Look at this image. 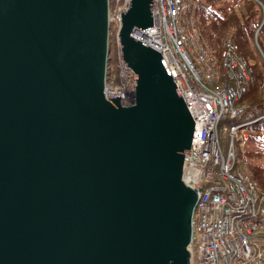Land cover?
<instances>
[{
	"label": "water",
	"instance_id": "1",
	"mask_svg": "<svg viewBox=\"0 0 264 264\" xmlns=\"http://www.w3.org/2000/svg\"><path fill=\"white\" fill-rule=\"evenodd\" d=\"M121 13L135 103L105 96L109 0H0V264H191L195 123L162 54Z\"/></svg>",
	"mask_w": 264,
	"mask_h": 264
},
{
	"label": "bare ground",
	"instance_id": "2",
	"mask_svg": "<svg viewBox=\"0 0 264 264\" xmlns=\"http://www.w3.org/2000/svg\"><path fill=\"white\" fill-rule=\"evenodd\" d=\"M255 2L256 10H259V13L263 14V22L261 26L256 30V36H258L259 31L261 30L262 25L264 24V3L261 0H253ZM236 7H240V4H243V0H232ZM152 15H155L154 12V0L152 2ZM130 2L126 7H120L122 9L120 14L124 11H128ZM190 6L193 9V13L195 15V19L193 20V24H197L198 27L195 28L196 34L193 35V42L197 48V52L199 54L201 64L204 68L212 66V63L219 64L225 60L232 59L230 57L231 53H235L234 57L236 62L239 65L238 69H235V73L238 76L235 78V82L238 86H241L244 83L245 92L242 93V97L244 98L254 84L256 73L254 72L253 66L258 64H252L245 58H241L240 45L237 40L232 36V34L226 33L220 39V49H215L211 47L209 51L205 42V38L200 28V21L205 18L208 10V7L205 6V0H191ZM113 10L112 0H109V59L118 58L117 54L118 47L121 45L122 51V43L120 39V30L122 27V15L120 22V30L117 35L114 32L115 25L110 23V17ZM132 37L135 38L134 34H131ZM137 39V38H135ZM114 40H119L120 45L117 43V51L114 50ZM139 40V39H137ZM258 40V37H257ZM142 42L141 40H139ZM259 41V40H258ZM261 54L263 52L261 51ZM264 56V54H263ZM254 61V60H253ZM263 62V61H262ZM264 65V62H263ZM113 77L114 79L117 76H121L122 73H125L127 70H131L130 73L134 78V81L131 86H126L128 83L129 76H124L125 86L124 90L121 89V86L111 87L106 82L105 86V96L109 99V96H120V102L123 106H130L135 103L136 96V72L129 67L127 64L123 62V54L120 56L118 63H113ZM243 68V71H241ZM108 67V74H110ZM220 70H215L216 75H220ZM240 74H243V77H240ZM229 80L231 78L229 76ZM113 91V93H109ZM242 97L240 99H242ZM217 100L223 98L222 93H220L217 97ZM186 106L190 112V115L193 120H195L194 114H198L199 111L192 112L188 103ZM214 107L217 112L220 113L219 119L217 120V126L212 129V132L215 138L221 143V146L225 149V156L231 154V156L225 161L229 165H233L235 167H239L241 165L242 168H247V165L244 163L247 162L250 164L249 160L242 154L239 147H242L245 154H248V144L250 137H246L249 132L252 131V126L258 122L259 119L249 120L247 125L241 126L239 123L231 122L229 119V114H227V105L225 100H221L214 104ZM242 113V112H241ZM240 113V114H241ZM239 114V115H240ZM238 115V116H239ZM237 115L230 116V118H234ZM264 118V116H262ZM261 118V119H262ZM231 122V123H230ZM195 123V122H194ZM200 123V122H198ZM202 126L209 127L210 125L206 122H201ZM196 126L197 122L195 123ZM213 127V124L210 128ZM195 133V131H194ZM240 137L239 140L233 141L234 137ZM254 137V135L252 134ZM194 137V136H193ZM237 145L239 147H237ZM244 148H247L244 150ZM192 149V143L190 145L189 152ZM187 153H184V169H183V180L185 184L195 191L198 192V201L194 210V217L192 220V240L189 246V251L191 253V264H259L256 261V256H251L246 251L243 250V241L245 233H247V225L249 230L254 231V226H258L260 228H264V222L259 219V217L264 216V208L260 205L259 197L264 196V192L261 189V185L259 182H253V186L255 187V194L257 197H254L253 201H249L247 196L249 195V188L244 183L241 188L235 189L233 195L235 197H239L244 200L245 205H239L242 209L241 220L242 221H233L231 218L230 212L226 211L225 208L219 205V200L221 198L232 199L231 191L226 188L228 185L227 180L221 174V169L217 167V175L216 178L212 181L211 184L207 181L206 171L199 170V161L195 156L186 157ZM211 189L213 190L211 192ZM206 197V200L204 199ZM214 199H218V202H215ZM248 203V204H247ZM201 204H203L201 206ZM234 211H232L233 213ZM264 220V217H263ZM247 224V225H246ZM264 233V232H263ZM198 241V242H197ZM198 259V262L196 260Z\"/></svg>",
	"mask_w": 264,
	"mask_h": 264
},
{
	"label": "built area",
	"instance_id": "3",
	"mask_svg": "<svg viewBox=\"0 0 264 264\" xmlns=\"http://www.w3.org/2000/svg\"><path fill=\"white\" fill-rule=\"evenodd\" d=\"M121 1V0H119ZM131 0H125L123 7H126ZM154 12L153 16V27L148 28L147 30H136L133 32L135 38L142 41V43L153 48L154 50L160 52L165 60L166 65L168 66L169 71L171 72L176 86L180 95L183 97L185 102L188 103L192 112L199 111L198 114H194L197 125H195V133L192 141V149L186 154L188 156H195L199 161V170L206 171L207 181L213 184L212 182L217 175L218 168L221 169V174L225 177L228 182L226 186L227 189L231 191L230 200L221 198L219 200V205L230 212L231 218L233 221H242L241 213L242 209L239 205H245L244 200L235 197L233 195L235 189L241 188L242 184H246L250 192L247 196L248 203L253 201L255 194V187L253 182H257L256 179L248 171L247 168L235 167L234 164L231 166L226 161L225 158H229L231 154L225 156V150L221 143L215 138L212 129L217 126V120L219 119L220 113L216 111L214 104L225 100L227 105V114L230 116L239 115L243 110L239 109L238 101L242 97V93L245 92L244 83L241 86L235 84L234 86H217L216 90L209 92H200L197 90V87L193 85L187 73H191L190 77L194 78L198 86L204 88H210L209 84H214L215 82L220 81L222 75H216L214 70L216 68V63H212V66L207 68L208 76L203 78V73L206 68L201 64L197 48L194 45L192 49L194 57L198 55L196 59V65H193L189 59V54L186 50V46L189 41V37L186 32L180 25V20L183 14H185V0H154ZM119 10L118 14L110 17V22L114 21L121 22V12ZM114 13V12H113ZM112 13V14H113ZM120 24V23H119ZM193 41V36L191 38ZM208 50L211 49L207 46ZM235 53H231L230 57L232 59L225 60L224 68H227L230 64L231 71L228 72L230 76L236 78L238 74L235 73V69H238L239 65L236 62L234 57ZM197 64L201 65L199 68ZM131 70H127L125 73L121 74L122 86L121 89L124 90L125 80L124 76H129V82L126 83V86H131L134 78L132 77ZM221 71V70H220ZM244 72L243 70H241ZM240 77H243V74H240ZM109 93H113L110 91ZM222 93L223 98L217 100V96ZM229 116V118H230ZM200 122V123H198ZM201 122H206L210 126L213 124V127H204ZM247 124H242L244 126ZM249 134V133H248ZM248 134L246 137L248 138ZM239 140L240 137H234L233 141ZM243 155L246 157L244 151ZM246 159H248L246 157ZM220 165V167H218ZM218 167V168H217ZM213 190L211 189V192ZM206 200V197L204 198ZM215 202H218V199H214ZM260 205L264 208V196L259 197ZM247 203V204H248ZM203 204H201L202 206ZM232 211H234L232 213ZM264 217V216H263ZM263 217H259L261 221L264 222ZM247 225V224H246ZM247 233L244 236L243 241V250L250 254L252 257L256 256V261L259 264H264V228L254 226V231L249 230L247 225Z\"/></svg>",
	"mask_w": 264,
	"mask_h": 264
},
{
	"label": "trees",
	"instance_id": "4",
	"mask_svg": "<svg viewBox=\"0 0 264 264\" xmlns=\"http://www.w3.org/2000/svg\"><path fill=\"white\" fill-rule=\"evenodd\" d=\"M243 4L240 7H236L233 2H223L222 0H208L205 6L208 7V12L205 18L200 21V28L203 35L208 39L212 48L220 49V39L230 32L232 36L237 40L240 45L241 55L245 59L252 58L254 56V62L258 61V56L253 55L254 49L257 52L254 45V37L256 30L261 26L263 22V14L256 10V4L253 0H243ZM264 3V0H261ZM203 22V23H202ZM259 40V41H258ZM258 44L261 51L264 54V24L258 34ZM259 54V53H258ZM255 81L264 84V72L262 70H255ZM253 86L245 97H251L252 101L248 106H242L244 111L235 119L231 120L234 123H244L249 120L259 119L264 116V101L258 102L261 93L262 86ZM251 93V95H250ZM248 101L247 99H240L239 104L242 101ZM257 104V105H256ZM260 121L264 122V118L258 120L252 129H255ZM253 137V136H252ZM256 138V137H255ZM258 147V145H256ZM259 154L260 151L254 148L248 150V154ZM250 171L257 180H259L261 189L264 192V164H252L250 163Z\"/></svg>",
	"mask_w": 264,
	"mask_h": 264
},
{
	"label": "rangeland",
	"instance_id": "5",
	"mask_svg": "<svg viewBox=\"0 0 264 264\" xmlns=\"http://www.w3.org/2000/svg\"><path fill=\"white\" fill-rule=\"evenodd\" d=\"M222 1L223 2H226V1L232 2V0H222ZM207 2H208V0H205V4H207ZM112 3H113V10H114V13L112 15L115 16V15L118 14L119 10L122 9L120 7H123V5L125 3V0H121V1L112 0ZM190 3H191V0H185L186 9H185V14H183V16L181 17L180 25L184 29V31L186 32L187 36L189 37V41H188V44L186 46V50H187V52L189 54V59L191 60L193 65H196L195 63H196V59H197L198 55H196L194 57V54H193V51H192V49L194 48V42L191 40V38H192L193 35L196 34L195 28L198 27V25L197 24H193V20L195 19V15L193 13L192 7L190 6ZM114 22H115V24L112 23V22H110V23L115 25L114 32L118 35L119 34V30H120V24H119L120 22H118V21H114ZM228 34H230V32ZM257 37L258 36H256V33H255L254 45H255V48H256L257 52H255V49H254L253 55L255 54V55L258 56V61L256 60L258 65H255L254 67H255V70L259 69V70H262V72H264V65H263L264 56H263V54H261V48H260V46L258 44ZM204 38H205L206 45L211 49L212 46H211L210 42L208 41V39L205 36H204ZM116 41L120 45L119 40H114V46L113 47H114L115 52L117 51ZM115 55H117L118 58L111 59L109 61V63H108V67L110 68L109 69L110 74H108V77H107V84H109L111 87L122 86L121 76H117V78L114 79V77H113V68H112L113 63H118V61L120 59V56L122 55L121 45L118 47V52H117V54L115 53ZM237 58H239V57H237ZM241 58H244V57L241 55ZM253 60H254V56H252V58H249L248 61H250L252 64H255V62ZM234 63H237V62L234 61ZM224 64H225V61H223V62H221L219 64H216L215 70H221L222 78L220 79V81L215 82L214 84L204 85V86H208L210 88H204V87L198 86V84L195 81V79L190 77L191 73H187V75L189 76V78H190L191 82L193 83V85L196 86L197 90L200 91V92H209V91L212 90L211 88L216 90L215 87H217V86H231V85L234 86L236 84L235 78H233L232 76H230L228 74V72L231 71L230 64L227 65L228 66L227 68H224ZM197 66L199 68L201 67V65H199V64H197ZM207 68H206L205 72L203 73V78H206L208 76ZM215 70H214V72H215ZM241 70H243V68H241ZM226 76H229L231 78V80H229L228 77H226ZM258 85H261V84L257 83V81H254V84L252 86L257 87ZM261 86H262L261 93H260L261 97L259 98L258 102H260L261 100H262V102L264 101V84L261 85ZM253 89L251 90V93H252ZM251 93H250V95H251ZM243 99H247L248 101L244 100V101L241 102L242 105H240V104L237 105L238 107H240L239 109H242V110H244L245 106L250 105V102L252 101V98L249 97V95H248V97H244ZM242 106H244V108ZM236 117H238V116H236ZM236 117L229 118V119L231 121V120L235 119ZM260 119L261 118H259V120ZM252 131L253 132H251V134H250V139H249V144H248V146H249L248 148L249 149L248 150H253L254 148H256V150H259L260 153L259 154H255L254 153L252 155L247 154L249 156L248 160H250V162L252 164H264V122L260 121L258 126L255 129H252ZM252 134L254 135V137H252ZM235 141H237V138H236ZM256 145H258V147H256ZM237 147H239V146L237 145ZM239 149L242 152V147H239ZM245 149H247V148H244V150ZM249 170H250V168H249ZM255 179L257 180V178H255ZM257 181L259 182V180H257ZM196 262H198V259L196 260Z\"/></svg>",
	"mask_w": 264,
	"mask_h": 264
}]
</instances>
